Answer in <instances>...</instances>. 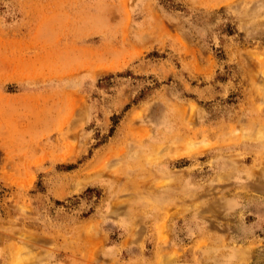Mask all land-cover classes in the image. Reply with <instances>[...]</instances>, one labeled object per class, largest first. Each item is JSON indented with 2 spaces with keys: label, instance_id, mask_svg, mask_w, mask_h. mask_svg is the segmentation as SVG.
Listing matches in <instances>:
<instances>
[{
  "label": "rangeland",
  "instance_id": "obj_1",
  "mask_svg": "<svg viewBox=\"0 0 264 264\" xmlns=\"http://www.w3.org/2000/svg\"><path fill=\"white\" fill-rule=\"evenodd\" d=\"M0 264H264V0H0Z\"/></svg>",
  "mask_w": 264,
  "mask_h": 264
}]
</instances>
